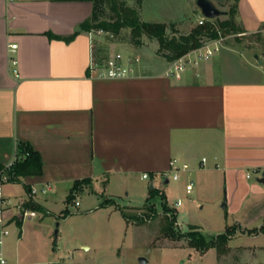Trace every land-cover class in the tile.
I'll list each match as a JSON object with an SVG mask.
<instances>
[{"label":"crops","instance_id":"0c3cea01","mask_svg":"<svg viewBox=\"0 0 264 264\" xmlns=\"http://www.w3.org/2000/svg\"><path fill=\"white\" fill-rule=\"evenodd\" d=\"M92 13L91 0H0V163L14 156L19 142L42 158L40 174L4 184L13 203L0 213V264H111L65 258L39 213L53 212L55 195L68 190V196L85 179L79 192L96 182L107 189L137 178L148 180L149 190L159 181L166 195L172 160L188 166L179 180L186 184L194 173L223 180L238 214L233 225L256 237L264 233L247 232L264 225L247 226L264 219V185L259 175L248 177L264 170V61L231 39L180 79L166 74L172 61L163 56L141 57L132 76L102 77L92 71L99 49L105 57L121 50L81 27ZM236 22L249 33L264 28V0H239ZM12 43L18 44V74ZM130 47L125 52L137 54ZM46 183L48 195L29 194L28 187ZM29 199L41 209L28 207L37 215L25 217L18 203Z\"/></svg>","mask_w":264,"mask_h":264},{"label":"rangeland","instance_id":"374dc122","mask_svg":"<svg viewBox=\"0 0 264 264\" xmlns=\"http://www.w3.org/2000/svg\"><path fill=\"white\" fill-rule=\"evenodd\" d=\"M121 1L130 6L138 3V0ZM211 1L217 6L219 0ZM232 3V0H223L217 7L228 13ZM101 13L106 19L116 16L106 2ZM139 13L145 21H175L178 34L189 32L203 15L196 0H142ZM220 18L225 19L226 16L222 15ZM168 32L172 34L170 29ZM131 35V28H124L119 36L101 34L100 41L116 43L124 53L129 51L125 47L131 46L147 60L161 56L157 52V40L143 36V43L138 46L132 43ZM233 40L240 43L238 47L249 50L251 57L256 58L255 55H258V62L264 61V35L252 34ZM201 174L194 173L191 176L194 182L191 193L187 192L184 180L175 181L172 177L169 184L163 185V189L169 205L178 211L179 228L187 232L193 225L197 226L211 239L225 232L228 226L238 223L235 220L238 214L232 211L233 205L229 202L228 189L223 180L214 182V178ZM156 186L161 187V183L157 181ZM67 191L62 190L55 195L57 203L52 208L53 212L42 210L38 217L43 224L53 229V236L59 222L58 236L53 238L65 258L72 256L76 259H101L111 264H139L141 257L148 260L147 264H264V233L256 237L242 232L241 226H238L237 235L229 241L227 250L223 252L216 248L202 252L191 247L186 239L172 241L162 236L160 229L163 206L159 195L152 200L158 209V215L154 219L144 224L128 221L117 204L127 211L131 210L135 216L142 213L149 194L148 180L134 178L128 186L114 182L107 189L103 183L96 182L84 191H74L77 198L72 201L66 200ZM106 198H114L116 203L106 204ZM179 199L181 204L176 205ZM76 200L79 205H76ZM66 208L69 209V214L65 217L61 213ZM262 223L264 219L250 222L247 226L258 227ZM251 232L258 233L257 230Z\"/></svg>","mask_w":264,"mask_h":264},{"label":"trees","instance_id":"16d2710c","mask_svg":"<svg viewBox=\"0 0 264 264\" xmlns=\"http://www.w3.org/2000/svg\"><path fill=\"white\" fill-rule=\"evenodd\" d=\"M93 2V13L90 18L85 20L81 27L88 30H100L103 29L115 36H119L124 28H131V41L133 44L140 46L143 43V36H147L150 39L157 40L159 43L158 54L167 58L169 61H174L187 53L188 51L201 46L206 39L215 38L218 36L216 26L221 27L225 33L232 31H243L236 22L237 3L239 0H232L230 10L225 19L220 17L210 20L205 24H197L187 33H179L175 22H150L141 18L139 13V7L142 0H138L136 6H130L121 0H91ZM230 1V0H229ZM108 3L111 9L115 12L116 16L113 19H106L102 17V6L104 3ZM171 30L170 34L168 30ZM75 36L61 37L66 40H70ZM103 46L99 49L97 59L100 61L105 58ZM17 151L20 156L12 169L9 171L14 177H11L13 182L20 180L21 177L27 175H37L42 172V158L38 151L27 142H19ZM5 167L0 163V170ZM88 180H82L75 182L74 187L67 196V201L75 199L74 191L79 189L80 185ZM30 192V187H28ZM159 195L162 200L163 215L161 217V233L162 236L171 239L172 241H180L186 239L187 243L202 252L207 251L210 248H216L219 252L226 251L229 245V241L238 233V227L236 225L228 226L226 231L219 233L213 238H207L197 226H192L187 232H183L179 228L177 214L178 211L175 207H171L168 203L167 196L164 192L156 187L150 188L149 196L147 197L146 204L142 213L133 215L123 209L120 204L118 208L121 209L123 216L128 221H133L138 224H144L158 215V209L155 203L152 201L154 197ZM106 204L116 203V200L107 199ZM26 207H32L37 210L41 209V205L35 200L29 199L25 202ZM69 210H64L63 216H67ZM259 232H264V225L259 229H254ZM242 232L246 230L241 228ZM250 230L247 232H251Z\"/></svg>","mask_w":264,"mask_h":264},{"label":"built area","instance_id":"2783aa9c","mask_svg":"<svg viewBox=\"0 0 264 264\" xmlns=\"http://www.w3.org/2000/svg\"><path fill=\"white\" fill-rule=\"evenodd\" d=\"M12 1V0H10ZM214 20L206 17L205 15H201L198 19V24H205L206 22ZM216 31L218 36L215 38L206 39L204 43L196 47L178 59L171 62V65L166 71V74L177 79H180L183 73L191 66H200L201 61L206 60L214 56L217 52H219L222 48L226 46L228 40L231 39H238V38H245L248 35L252 34H261L264 35V28L256 31V32H246V31H232L229 33H225L224 30L216 26ZM95 33L101 34H109L110 36H114L113 34L104 31L103 29L94 31ZM8 50L11 56V63L14 66V73L18 74V57H17V50L18 44L12 43L9 44ZM141 62V56L138 54H129L124 53L119 50H111L109 54L103 59L99 60L97 57L94 58L92 62V71L97 72L99 76L102 77H109V78H124L128 76H132L136 73L137 65ZM22 156L19 155L18 151L16 150L14 156L5 163V167L0 170V213H2L3 209L6 206L12 205V200L8 198L4 194V184L8 182H13L11 177H14L9 171L12 169L14 164L20 160ZM205 161V158L203 159ZM172 178L175 181H179L181 179L182 173L188 169V166L184 164L183 166L179 167L176 165L175 160L170 162ZM264 170L262 169H255L253 172L248 173V177H251L254 174L262 176ZM166 174H163V177L166 178ZM144 178H150V174L144 173ZM194 187L193 181H189L186 184V190L188 193L192 192ZM52 190V186L50 183L43 184L42 186L32 185L30 186L29 194L34 197L37 195H44L47 194L49 191ZM76 199V198H75ZM76 205H79V201H75ZM181 204V199L176 202V205ZM18 207L22 212L23 216L25 217H32L37 215V211L25 206V201H21L18 203ZM179 224V222H178ZM4 233H9L8 229L3 230ZM1 259V257H0ZM3 261V259H2Z\"/></svg>","mask_w":264,"mask_h":264},{"label":"water","instance_id":"95a60500","mask_svg":"<svg viewBox=\"0 0 264 264\" xmlns=\"http://www.w3.org/2000/svg\"><path fill=\"white\" fill-rule=\"evenodd\" d=\"M196 2L199 8L201 9V12L203 13V15H205L206 17L210 19H215L217 17H220L226 14L225 11L219 9L211 0H196ZM255 57L259 59L258 55H255ZM259 61L260 63H263L262 60H259ZM165 181L168 182V179H166ZM257 181L264 185V173L262 176H259L257 178ZM150 187L153 188L154 183H151ZM224 206L225 207L227 206L226 202L224 203ZM58 226H59V222H57V229L55 230L56 237L58 236V232H59ZM147 263H148V260L145 257L140 258L139 264H147Z\"/></svg>","mask_w":264,"mask_h":264}]
</instances>
